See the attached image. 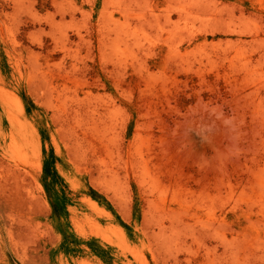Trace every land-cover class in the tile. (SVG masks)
<instances>
[{
    "label": "rangeland",
    "instance_id": "obj_1",
    "mask_svg": "<svg viewBox=\"0 0 264 264\" xmlns=\"http://www.w3.org/2000/svg\"><path fill=\"white\" fill-rule=\"evenodd\" d=\"M0 264H264V0H0Z\"/></svg>",
    "mask_w": 264,
    "mask_h": 264
}]
</instances>
